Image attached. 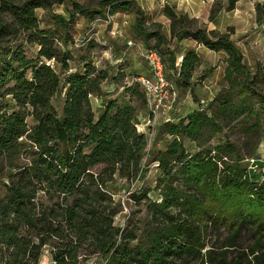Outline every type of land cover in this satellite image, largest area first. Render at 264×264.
I'll return each instance as SVG.
<instances>
[{"label":"trees","instance_id":"1","mask_svg":"<svg viewBox=\"0 0 264 264\" xmlns=\"http://www.w3.org/2000/svg\"><path fill=\"white\" fill-rule=\"evenodd\" d=\"M65 1L0 0V264H38L46 244L53 264H92L91 257L100 264H264V181L251 179L230 141L193 155L182 142L186 137L199 143L206 126L213 133L222 131L218 114L242 126L241 121L252 118L246 127L251 135L263 129L264 94L253 88L239 48L226 33L191 29L187 14L164 6L177 40L192 38L226 54L228 90L211 100L215 106L210 113L195 110L164 123L173 138L156 153L146 152L161 171L160 200L149 203L151 221L137 235L133 226L114 223L120 208L108 185L116 173L127 178L142 174L147 139L137 131L132 104L110 98L94 116L90 96H107L117 78L105 92L101 83L109 77L108 69L84 59L82 70L70 71L71 52L58 46L53 31L39 27L36 10ZM224 1L226 10H232L238 0ZM100 3L110 4L112 14L129 6L127 0ZM72 4L71 15L100 13ZM220 9L214 1L208 18ZM255 13L262 24L264 0L256 2ZM54 18L58 25L66 22L63 16ZM153 35L159 46L162 37ZM68 40L63 37L62 46ZM34 45L38 49L32 58L25 46ZM198 61L192 50L176 66L171 58L181 85L189 86ZM136 83L138 88L127 89L146 105ZM234 89L236 98L229 95ZM62 93L58 113L52 99ZM138 198L147 199L146 192Z\"/></svg>","mask_w":264,"mask_h":264},{"label":"rangeland","instance_id":"2","mask_svg":"<svg viewBox=\"0 0 264 264\" xmlns=\"http://www.w3.org/2000/svg\"><path fill=\"white\" fill-rule=\"evenodd\" d=\"M73 1L90 11L100 10V13L90 12L87 16L79 13L71 15V12L75 11ZM101 1L66 0L63 4H54L50 9L38 8L36 16L39 27L53 31L54 37L58 38V46L71 52L70 71L82 70L84 59L91 61L97 69H108L109 77L101 83L105 92L107 88L112 90L110 84L113 78H117V82L112 84L114 90L107 93V96H90L95 117L102 109L101 106L110 98H115L120 105L132 104L137 110V131L143 132L147 139L143 172L134 178L116 173L108 185V190L120 208L114 223L121 228L133 226L138 235L141 228L151 221V214L147 211L149 203L160 200L157 180L161 171L156 163L151 161L153 155L146 152L153 150L156 153L173 138L164 131V123L167 120L177 122L195 110L204 109L210 113L215 106L211 104V100L227 94L228 90V83L224 78L226 54L222 51H212L192 38L177 40L170 33V20L163 13L164 6L172 7L178 14H187L192 21L189 23L191 29L202 27L228 34L243 54V62L253 88L264 94V22L259 24L255 13L256 2L263 0H238L232 10H226L227 2L224 0H127L128 9L113 14L110 13V4H101ZM214 1L220 3L221 9L209 19ZM57 15L63 16L66 22L58 25L54 18ZM65 23L68 24L67 27H64ZM148 33L151 36L148 37ZM155 33L162 37L159 46H156L158 40L157 35H153ZM63 37L69 39L65 46L61 43ZM128 42L133 45L126 48ZM137 46L142 50H157L165 64V76L169 83L165 102L166 105L171 103V108L158 113L150 121L146 105L133 90L127 89L131 85L138 88L137 78L149 75ZM37 49L35 45L25 46L27 56L32 58L36 57ZM188 50L194 51L199 56V61L189 86L185 87L180 84L175 67H171L170 63L171 58H174L176 66ZM47 63L60 71L59 65L53 60ZM229 92L233 98L237 97V89ZM63 102V93L52 99L58 113H61ZM256 106L254 104V107ZM216 118L223 126L222 131L213 133L207 126L201 128L199 143L183 137L186 152L193 155L199 151L213 150L214 146L230 141L235 145L238 155L243 158L242 164L248 168L251 179L254 182L264 181V127L262 130H256L255 135H251L246 127L251 125L252 118L241 121L245 123L243 126L239 121L230 120L229 115L218 114ZM260 119L264 121V112ZM27 122L29 125L33 123L30 118H27ZM214 153L212 151V154ZM140 191L146 192L147 199L138 198ZM89 262L100 264L99 258L95 257H91ZM38 264H53L49 244L41 249Z\"/></svg>","mask_w":264,"mask_h":264},{"label":"built area","instance_id":"3","mask_svg":"<svg viewBox=\"0 0 264 264\" xmlns=\"http://www.w3.org/2000/svg\"><path fill=\"white\" fill-rule=\"evenodd\" d=\"M132 45V42H128L126 48ZM137 50L149 70V75L139 76L137 81L145 95L148 120L150 121L158 113H163L171 108V103L166 105L165 102L168 97L169 83L165 76V64L157 50L153 48L142 50L138 46Z\"/></svg>","mask_w":264,"mask_h":264}]
</instances>
